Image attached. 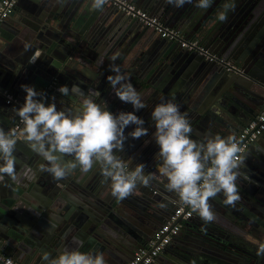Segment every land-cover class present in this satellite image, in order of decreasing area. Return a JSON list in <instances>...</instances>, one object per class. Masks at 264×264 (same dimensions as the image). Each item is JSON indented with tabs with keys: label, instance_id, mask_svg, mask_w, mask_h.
<instances>
[{
	"label": "water",
	"instance_id": "obj_1",
	"mask_svg": "<svg viewBox=\"0 0 264 264\" xmlns=\"http://www.w3.org/2000/svg\"><path fill=\"white\" fill-rule=\"evenodd\" d=\"M137 2L239 70H227L204 54L161 37L109 3L92 10V0H16L14 10L0 22V128L9 131L19 118L16 109L26 95L21 85L47 93L46 105L54 98L57 110L75 112L81 98L63 96L58 88L77 84L113 114L133 112L145 121L148 135L139 139L128 136L135 125L125 128V159L143 163L145 175L152 173L154 178L147 187L138 184L122 201L112 196L110 181L99 166L88 172L77 167L55 180L39 169L47 162L23 140L21 124L14 153L17 179L6 176L0 182V250L15 259L47 264L43 253L54 258L68 248L103 252L106 264H127L180 202L158 172L151 110L139 116L130 103L115 96L107 80L114 75L113 64L124 75L147 71L146 85L140 86L152 94L145 103L154 93L158 98L151 109L172 100L190 121L191 138L197 141L208 138L206 134L235 135L259 108L264 109V0H208L206 7H198L199 0L182 7L167 0ZM221 13L227 16L223 22L218 19ZM8 95L15 100L7 102ZM263 141L264 132L242 152L244 163L250 159L254 164L246 170L243 163L238 170L241 199L235 206L225 205L224 197L211 199V205L219 202L212 206L215 221L181 220L192 223L181 226L172 239L182 245L174 246L169 262L151 264H264V257L252 255L247 245L264 243V229L258 226L260 217L264 225V151L257 150ZM69 230L79 238L61 243L59 236ZM42 242L49 248L43 249Z\"/></svg>",
	"mask_w": 264,
	"mask_h": 264
},
{
	"label": "clouds",
	"instance_id": "obj_2",
	"mask_svg": "<svg viewBox=\"0 0 264 264\" xmlns=\"http://www.w3.org/2000/svg\"><path fill=\"white\" fill-rule=\"evenodd\" d=\"M106 3L107 0H92L91 8L99 10ZM167 3L182 7L191 0H167ZM207 3L208 0H199L197 6L206 7ZM218 19L223 22L227 16L221 13ZM111 72L114 75H109L107 80L115 96L121 102L130 103L136 111L145 108L141 94L127 82L120 67L113 64ZM21 88L26 95L16 112L23 124V140L47 162L39 165L41 171L51 174L55 180H62L77 167L88 172L99 166L103 178L110 181L111 194L117 201L129 197L138 184L149 186L154 176L152 173L145 175V165L139 163L130 167L131 158L126 160L118 155L123 152L128 136L139 139L148 135L142 118L133 112L113 114L106 103H97L77 84L58 88L63 96L71 94L81 98V106L75 112L57 110L54 98L46 105V95L34 86L21 85ZM151 119L154 122L152 136L159 146L158 172L166 178L167 190L175 192L205 224L216 219L209 201L218 194L223 195L225 205L234 207L241 199L237 179L245 159L236 136L216 134L202 141L192 139L190 121L172 100L156 104ZM129 125L135 128L125 136V128ZM16 137V130L0 128V182L6 176L13 181L17 179ZM256 255L264 257V243L258 244ZM42 259L47 264H106L103 252L68 248L54 258L45 252Z\"/></svg>",
	"mask_w": 264,
	"mask_h": 264
},
{
	"label": "built area",
	"instance_id": "obj_3",
	"mask_svg": "<svg viewBox=\"0 0 264 264\" xmlns=\"http://www.w3.org/2000/svg\"><path fill=\"white\" fill-rule=\"evenodd\" d=\"M15 1L16 0H0V22L14 10ZM107 3L115 6L130 17L137 19L140 24L152 27L161 37L177 41L181 47L188 50L198 51L204 54L208 60L223 64L226 66L227 70H239V68L230 61L211 52L206 45L199 43L197 40L185 38L179 29L166 25L157 16L140 8L131 0H107ZM12 100L13 97L8 95L7 102ZM21 124L22 121L18 118L9 130H16L18 133ZM263 132L264 109L250 122L244 125L235 136L239 142V146L244 151L248 145ZM195 213L196 212H193L189 206L184 205L182 202L177 203L169 218L153 231L149 241L144 247L138 249L134 253L127 264H151L180 231L181 224L178 220H188L193 217ZM9 260L12 261V264H21L10 255L0 251V264H8Z\"/></svg>",
	"mask_w": 264,
	"mask_h": 264
},
{
	"label": "crops",
	"instance_id": "obj_4",
	"mask_svg": "<svg viewBox=\"0 0 264 264\" xmlns=\"http://www.w3.org/2000/svg\"><path fill=\"white\" fill-rule=\"evenodd\" d=\"M132 2H134L136 5H138L140 8H142V9H145L146 11H148V12H150V8H148L149 6H145V5H143V4H139L138 2H137V0H131ZM145 4H147V3H145ZM146 7V8H145ZM0 43H2L1 41H0ZM3 44H1V46H2ZM2 48V50L1 51H3V52H5L6 51V48L4 47V46H2L1 47ZM29 50V47H27V48H25L24 49V51L27 53V50ZM31 54V53H30ZM6 55V54H5ZM124 62H126V61H124ZM147 74V75H146ZM155 75H157V74H154L153 76H155ZM126 77H127V82H129V83H131L132 85H133V87L141 94V97H142V100L144 101V103H145V101H146V98H148V97H150L151 98V89L150 88H147V89H145V88H142L141 86H140V84H143V85H146V83L144 82V78H148V72L146 71V72H144V73H137L136 71L135 72H131V73H127L126 75H125ZM152 76V77H153ZM151 78V77H150ZM152 79V78H151ZM157 83H159V81H157V82H155V84H157ZM47 94V93H46ZM45 94V95H46ZM178 95H179V93H177ZM12 96V95H11ZM47 96V95H46ZM148 96V97H147ZM8 97V96H7ZM13 97V99L15 100V97L14 96H12ZM157 95L154 93V96H152V99H151V101L150 102H146L147 103V105H146V103H145V105H146V107L145 108H143V109H140L139 111H138V114H139V116H144V115H148V112L151 110L152 111V109L150 108L152 105H154L155 104V102L157 101ZM174 102H177V101H174ZM178 103V102H177ZM262 109V108H261ZM260 108H259V110L260 111H262ZM150 113V112H149ZM237 134V132L235 133V135ZM263 134V133H262ZM206 137H211V136H209L208 134H206ZM128 143V142H127ZM125 145V144H124ZM260 147H262V148H260V149H257V150H263L264 151V141L260 144ZM126 149H127V147L126 146H124V148H123V152L122 153H118V155H120V156H122V158H124L125 159V152L124 151H126ZM134 154V152H131V154ZM244 161H245V159H244ZM253 161L252 160H250V159H248L245 163H244V165H243V169H246V170H248V169H250L252 166H253ZM130 167H134V164H132V165H130ZM223 196H220V195H218V197H217V199L219 200V201H221V198H222ZM218 200H213V202H212V206L214 207V206H217L218 205ZM181 202V201H180ZM212 207V208H213ZM213 210H215V209H213ZM256 216H257V214H256ZM259 217V216H258ZM192 219H196V220H199V221H202L203 222V220L199 217V215H198V213H195V215L193 216V217H191ZM263 220V218H258V220ZM259 220V223H258V226H259V228L261 229H264V225L261 223V221ZM192 224L190 221H180V224H181V226L183 227V226H188V224ZM181 227V228H182ZM243 235H245L246 236V234H243ZM60 237V240H61V243L62 242H64L65 244H67L70 240H72V239H74V238H79L78 237V235L76 234V232H72V231H66V233L65 234H63V235H61V236H59ZM67 237V239H68V241H67V239H66V241L64 240L65 238ZM181 241V240H180ZM184 242H185V240H183ZM43 244H42V248L43 249H46L45 247H48L49 248V244H47L46 242H42ZM259 243H263V242H259ZM258 243V244H259ZM176 244H178V245H182V242H171L170 244H168L165 248H164V250H162L160 253H159V255L157 256L158 258L159 257H161V259L160 260H158L157 259V257L154 259V262H164V263H167V262H169L170 261V259H171V257H172V253L171 252H173V248H174V246L176 245ZM258 244H254V245H252L251 244V246H250V244H247L248 245V248H249V251H251V254L252 255H254V254H256V253H254V252H256L257 251V246H258ZM167 248L169 249V250H167ZM254 248H255V250L256 251H254ZM0 251H2V250H0ZM3 252V251H2ZM9 255V254H8ZM251 255V256H252ZM10 256L11 257H13L11 254H10ZM104 257H107V256H104ZM14 258V257H13ZM15 259V258H14ZM17 262H19V263H21V264H30V262H23V261H21V260H18V259H15Z\"/></svg>",
	"mask_w": 264,
	"mask_h": 264
}]
</instances>
